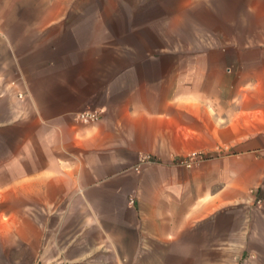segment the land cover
<instances>
[{"label": "crops", "instance_id": "obj_1", "mask_svg": "<svg viewBox=\"0 0 264 264\" xmlns=\"http://www.w3.org/2000/svg\"><path fill=\"white\" fill-rule=\"evenodd\" d=\"M33 2L0 0V142L19 141L32 121V174L88 185L108 207L110 236L123 204L113 252L148 255L146 264H264V0H222L215 52L188 54L102 47L65 20L84 8ZM90 108L98 121L75 119ZM192 152L209 158L175 164ZM143 155L156 162L136 170ZM4 212L0 264H32V236Z\"/></svg>", "mask_w": 264, "mask_h": 264}, {"label": "rangeland", "instance_id": "obj_2", "mask_svg": "<svg viewBox=\"0 0 264 264\" xmlns=\"http://www.w3.org/2000/svg\"><path fill=\"white\" fill-rule=\"evenodd\" d=\"M45 1L34 0L32 5L43 6ZM68 5L74 11L82 7L85 13L70 10L65 20L82 22L80 28L98 35L95 40L102 47L117 41L149 54L215 52L211 40L221 37L222 0H68ZM21 129L19 141L0 142V156L9 155L8 164L0 166V209L5 210L1 220L7 226L19 225L23 234L32 236V264H146L148 255L113 252L124 241L119 227L124 226L126 207H115L116 229L110 236L108 207L93 204L88 185L46 184L44 175L32 174V121ZM199 155L209 158L192 152L180 159ZM13 208L27 212L5 216ZM248 258L229 255L228 264Z\"/></svg>", "mask_w": 264, "mask_h": 264}, {"label": "built area", "instance_id": "obj_3", "mask_svg": "<svg viewBox=\"0 0 264 264\" xmlns=\"http://www.w3.org/2000/svg\"><path fill=\"white\" fill-rule=\"evenodd\" d=\"M101 111L99 109H85L75 113V119L85 123L96 122L101 118ZM206 158L204 155H199V157H185L182 159H176L175 164L185 167H192L195 163L203 161ZM147 162H154V159L151 155H143L139 161V164L134 168L139 170L141 165Z\"/></svg>", "mask_w": 264, "mask_h": 264}]
</instances>
